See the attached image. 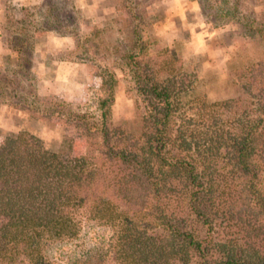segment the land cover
Here are the masks:
<instances>
[{
  "label": "trees",
  "instance_id": "16d2710c",
  "mask_svg": "<svg viewBox=\"0 0 264 264\" xmlns=\"http://www.w3.org/2000/svg\"><path fill=\"white\" fill-rule=\"evenodd\" d=\"M243 1L198 0L205 22L236 26L238 52L255 51L231 72L239 95L208 101L195 94L194 72L177 50L160 46L137 14L124 25L131 31L123 47L107 28L81 40L74 10L65 31L68 4L46 0L49 14L36 30L72 35L78 49L102 60L119 55L139 125L127 131L111 120L110 91L98 114L73 115L86 137L84 156H72L68 142L50 151L26 132L6 137L0 264H51V247H86L90 229L104 232L98 264H264V13L258 18ZM20 23V34L7 38L18 54L9 61L19 65L12 77L33 80L30 14ZM15 98L0 92L3 101Z\"/></svg>",
  "mask_w": 264,
  "mask_h": 264
},
{
  "label": "rangeland",
  "instance_id": "374dc122",
  "mask_svg": "<svg viewBox=\"0 0 264 264\" xmlns=\"http://www.w3.org/2000/svg\"><path fill=\"white\" fill-rule=\"evenodd\" d=\"M62 4H69L70 0H59ZM69 1V2H68ZM253 1V0H251ZM251 1H243L247 4L248 8H251L253 3ZM153 3H160V0H105L103 7H115L117 9V15L105 17L102 21L104 23L103 29H108L110 31L111 37L108 38L116 44L117 42L125 44L127 42L126 34L131 31L130 27L124 28V25L131 19L133 13L137 14L141 20H146L147 31H150L153 36L156 37V41L160 46H166V41L155 35L160 28L171 20L175 24V40L173 45L177 54L180 56L184 69L188 72H194L196 82L195 94H200L204 96L208 101H218L228 98H233L239 95V90L237 87L229 85L228 82L231 81V72L237 68L243 66L249 61V58L255 56L254 48H248L246 53L238 52V44L234 43L235 36L231 37V32L236 29L228 31H219L228 25L221 28H214L212 24L211 28L208 29L209 32L216 31L217 35L211 39L205 37L204 45L206 51L202 54L190 56V58L185 61L183 56L187 51L185 44L192 41L191 34L185 30L178 16L175 15L177 9L169 11V6L161 5V7L153 11L155 15H149L146 12V7L152 5ZM67 6V5H66ZM190 7V4L188 5ZM69 9L64 10V23L69 25L73 13H67ZM71 11V10H69ZM68 11V12H69ZM71 14V15H70ZM102 14V13H101ZM262 14L256 16L258 18L262 17ZM77 14H74L75 20L77 19ZM188 22L195 23L193 19V13L190 11L186 12ZM73 16V17H74ZM200 16L203 17L201 9ZM204 19V17H203ZM144 20L142 22H144ZM205 21V20H204ZM74 22L70 25L72 26ZM133 24V23H132ZM143 24V23H142ZM68 26L69 30L71 26ZM143 26V25H142ZM140 27V26H139ZM138 27V28H139ZM78 28V25H77ZM50 31V30H49ZM199 31V30H197ZM45 33L48 31H40ZM118 33L119 35H116ZM60 35V34H59ZM171 35V33H169ZM43 40V37H41ZM37 41H30L31 51L30 68L32 67V49ZM124 47V46H123ZM78 53H61L56 57L49 56V62L52 59L57 60H68L70 62H79L88 65V70L92 72L93 76H99L103 80V86L101 92H103V97L96 95L92 104H86L83 106V111H81V105L76 104L73 110L72 105L65 104L62 100L56 97L40 98L35 95V89L32 85L27 88L21 87L17 77L8 78L7 75H0V92L4 91L8 96H15L16 98L11 101H3L0 99V103H7L9 105V115L11 117L10 122L18 127H22L24 130L21 132L29 133L37 138H39L43 146L47 143L45 140L41 139V135L44 130L47 129L48 132H58L61 136L59 141L53 139L46 149L50 151H57L62 147L64 142H68L70 145L69 153L72 156H84L86 154V137L81 129L78 127L74 121L76 118L73 115L78 113H84L86 110L91 108L93 105L96 106V112H90V114H98L97 103L102 98H107L110 91L112 92L113 102L110 106V116L111 120L116 124H122L123 128L127 131H134L139 125V110L137 109L136 94L132 87L130 86L128 80L124 77V74L119 66L118 57L119 55H110V59L102 60L99 56L91 55L85 50L79 49ZM74 56V60H73ZM7 57H5L6 60ZM121 60V59H120ZM9 61V60H6ZM97 61H102L97 63ZM35 78L33 77V80ZM78 82H83V74H80ZM19 85V86H18ZM112 85V88L110 87ZM29 94L35 95L36 98L30 99ZM132 100V107L128 108L126 106V101ZM120 101L118 104L117 101ZM24 113L23 116H18L17 113ZM73 116V117H72ZM91 116V115H90ZM20 132V133H21ZM15 136L12 133H8L7 137ZM94 229H90L88 236L86 238V247L83 242H72L63 246H53L48 251V258L51 264H98L99 254L101 248V235L104 232L101 231L98 234L93 233ZM90 237H93L91 240ZM99 237V238H98ZM96 238H98L96 240ZM102 239V238H101ZM81 244H84L83 247ZM82 248H85L86 251Z\"/></svg>",
  "mask_w": 264,
  "mask_h": 264
},
{
  "label": "clouds",
  "instance_id": "9594fccd",
  "mask_svg": "<svg viewBox=\"0 0 264 264\" xmlns=\"http://www.w3.org/2000/svg\"><path fill=\"white\" fill-rule=\"evenodd\" d=\"M104 2L105 0H70L68 9L74 10V14L78 13L76 25H78V35L81 40L89 37L94 30L104 28L102 21L105 17L117 15L115 7L102 8ZM229 3L231 4L232 0H229ZM189 4L190 7H188ZM161 5L169 6V11L177 9L175 15L181 21L182 27L192 36V41L185 44L187 51L183 59L187 61L190 56L199 55L206 51L205 37L211 39L217 35V32L208 31L211 25L205 23L203 17L200 16L198 0H160V3H153L147 6L145 10L149 15H155L153 10H158ZM251 10L257 15L264 13V4H253ZM188 11L193 13L195 23L188 22L186 15ZM26 13L30 14L32 23L30 34L33 40L37 41L32 49V67L29 69L30 75L35 79L25 80L17 76L21 87L27 88L32 85L37 97L59 98L65 104L72 105L73 110H76V104H80L82 106L81 111H83L84 105L92 104L96 95L103 97L104 94L100 91L103 80L99 76L92 75L95 69L90 72L88 65L68 60L52 59L49 62V56L56 57L61 53H78L80 50L76 45V37L72 35H59L54 30L45 33L36 30L43 26L49 14V5L46 0H0V75H7L11 79L12 73L19 68L18 64L9 62L16 61L18 54L8 46L7 38H10V32L15 35L20 34L16 29L22 26L20 22L25 20ZM234 27V25H228L219 31L233 30ZM70 30L71 28H69ZM116 35L119 34L116 33ZM155 35L165 40L167 47H174L175 24L169 20ZM89 54L91 55V53ZM5 57H8L9 61H6ZM97 63L103 65L102 61H97ZM81 73L83 74V82H78ZM117 103L119 104L120 101L118 100ZM132 103V100L129 99L126 101V106L131 108ZM88 111L96 112V106L93 105ZM17 115L23 116L24 113L18 112ZM10 120L9 105L0 103V147L5 146L8 133L19 135L24 130L22 127L11 123ZM41 139L47 142L45 147H48L53 139L59 141L61 136L58 132L50 133L45 129Z\"/></svg>",
  "mask_w": 264,
  "mask_h": 264
}]
</instances>
